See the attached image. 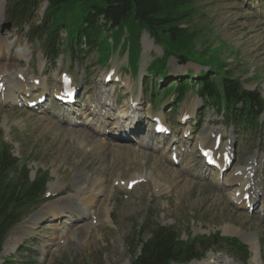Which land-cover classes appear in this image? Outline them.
<instances>
[{
  "label": "rangeland",
  "instance_id": "rangeland-1",
  "mask_svg": "<svg viewBox=\"0 0 264 264\" xmlns=\"http://www.w3.org/2000/svg\"><path fill=\"white\" fill-rule=\"evenodd\" d=\"M7 1L0 0L4 6L0 38L6 40L5 58L0 63L11 76L22 71L31 82L27 90L15 92V103L0 102V146L9 143L14 155L28 163L31 177L38 170H44L50 179L44 202L9 232L4 245L12 242L16 243V248L2 255L3 245L0 264L10 257L15 263L25 258L29 264H132L133 251L140 253L142 241L151 236L155 224L174 228L184 240L202 234L234 235L253 251L247 264H264V198L262 196L253 208H241L244 203L235 201L233 196L239 184H225V178L240 171L237 168H242L252 156L262 157L263 166L255 174L252 171L250 177L264 182V137L258 133L237 132L223 121L212 105H205L194 90L179 102L174 99L176 91L171 87L176 86V81L190 70L200 74L206 67L193 62L194 58L186 61L174 53L168 60L169 76L161 81L164 70L158 65L149 66L163 55V47L143 31L139 37L142 49L138 70L132 73L127 50L124 54L119 50L124 38L127 45L134 48L138 33L126 30L122 36H111L118 47L106 65L98 61L96 48L82 53L76 63L63 50L56 63H51L42 49L31 44L25 33L14 26L1 34L2 24L7 20ZM193 2L194 16L185 26L196 31L195 48L198 51L217 48L231 74L240 78L244 87L258 90L264 97V0ZM44 7L45 2L39 9L38 19L42 18ZM146 34L154 42L149 46L145 44ZM61 36L66 38V32L62 31ZM83 48L88 50V46ZM113 69L115 76L103 82L104 74ZM63 74L83 82L77 87L79 101L69 108L50 102ZM38 78L46 80L45 90L34 88L33 79ZM196 78L195 75L193 82ZM41 91L45 95L43 102L30 108L28 103ZM102 94L111 99L112 107H104L105 104L99 102ZM134 98L140 100L137 105L140 113L132 129L127 127L114 135L102 130L119 122L118 111L124 110ZM195 101L198 103L193 108ZM94 110L101 116L107 112L117 117L94 120L89 114ZM190 110H193L191 115L182 119ZM150 111L162 114L171 131L164 133L166 139L162 143L156 144V136L152 146H147L142 134L153 125H150L151 114L147 113ZM261 121L264 127V114ZM209 128H223V134L218 136L223 145L232 140L234 160L225 170L206 167L200 156L199 136H204ZM81 131L90 137L84 140L78 134ZM92 140L107 144L93 145ZM118 142L122 144H115ZM171 152L178 155V162L172 160ZM83 172L90 178L97 177V183H101L94 186L101 205L89 211L90 216L94 213V218L86 219L92 221L95 228L89 231L83 229V222L72 224L67 211L56 221L50 215L45 219L39 217L48 206H61L64 198H73L79 203L75 183ZM204 172L209 174L201 176ZM135 176L141 177L134 179ZM56 185H61L62 191L52 190ZM29 219L37 223L34 233L22 236V224ZM225 229L235 234H225ZM45 236L55 239L45 244ZM245 237L250 242L243 239ZM24 246L32 256L27 255L29 252L23 250ZM213 258L217 259L216 263L211 262ZM220 260V264H240L220 245H211L205 258L187 264H218Z\"/></svg>",
  "mask_w": 264,
  "mask_h": 264
},
{
  "label": "trees",
  "instance_id": "trees-1",
  "mask_svg": "<svg viewBox=\"0 0 264 264\" xmlns=\"http://www.w3.org/2000/svg\"><path fill=\"white\" fill-rule=\"evenodd\" d=\"M43 2H47V8L38 22L37 14ZM193 16V0H9L6 9L7 19L24 31L30 41H36L53 61L61 52L62 30L67 32V50L74 60L80 57L81 47L86 45L89 51L96 48L101 64H105L118 47L111 36H122L126 30L138 33L134 48L127 45L126 38L121 47L123 53L128 51L131 70L137 72L141 51L139 37L146 30L164 49L163 55L149 67L158 65L164 70V77L168 75L167 62L174 53L177 58H194L209 67V73H201L199 81L193 85L189 81L193 72L183 77L176 87L178 101L189 90L197 88L204 102L216 108L225 122L244 133L258 131L264 99L260 92L245 89L240 78L231 75L217 48L196 50V31L185 26ZM30 171L26 161L20 162L12 154L10 145L4 143L0 147V252L11 229L43 201L49 175L38 170L32 179ZM150 234L142 241L140 253L133 251L132 264L188 263L202 258L210 244L219 243L243 263L250 257L248 247L235 237L213 234L183 240L174 228L160 224H155ZM14 261L10 257L4 264H29L25 258L19 263Z\"/></svg>",
  "mask_w": 264,
  "mask_h": 264
},
{
  "label": "bare ground",
  "instance_id": "bare-ground-1",
  "mask_svg": "<svg viewBox=\"0 0 264 264\" xmlns=\"http://www.w3.org/2000/svg\"><path fill=\"white\" fill-rule=\"evenodd\" d=\"M5 1L6 0H4V3H6ZM3 7L4 6H2V4H0V21L2 20V17L4 15L3 14ZM5 42H6V40L4 38H0V61L3 60V58H5V53L3 51V47H4ZM153 43L154 42L152 40H150L148 34H146V36H145V44H146V46H149V45H151ZM7 70L8 69L3 67V64L0 63V102L6 103V102H9V101H12V103H15V102H13V101L16 100L15 92H19V91H22V90H27L31 81L28 79L26 74L24 72H22V71H20L19 73H17V75L15 77H13V76H11L9 71L7 72ZM107 74H108V72L104 74L103 82H105ZM18 75H25V76H23V79H21V78H19ZM65 80L68 83L72 84V80L70 78H67ZM39 82H40V84H38V85L33 84L34 88H40V89L44 90L46 88V80L43 78V79H40ZM82 83L83 82L77 81V80H74V82H73L74 86H77V87L81 86ZM111 86H113V85H111ZM126 86H127L128 89H131V85H130L129 82H126ZM56 89L57 90H56L55 93H59L60 92V88L57 87ZM42 94L43 93H38L33 98L37 99V98L41 97ZM99 100H100L99 101L100 103L103 102L105 104L104 107H108L109 108V107L113 106V103H112L111 99L108 96H105L104 94L100 95ZM139 103H140L139 98L132 99V103L130 105H127L124 110H119V112H118V116L120 118H122V120L117 122V123H114L111 126H108L107 128L102 127V130H105L106 132H108V134L110 133V134L114 135V134H116L117 132H119V131H121L123 129H127V127L129 129H132V125L134 123L135 117L140 113V108L137 106ZM197 103L198 102H196V101L194 102L193 108L197 106ZM192 111L193 110H190L189 112L187 111L186 113H184L181 116V118H183V117H185L187 115H191ZM147 113L151 114V111L147 112ZM89 114L91 116H93L94 120L101 119V117L104 118V116L108 117V114L107 115L103 114V116H101V113H97V112H95V110L90 112ZM157 116H160L163 119H165L162 114H156V113L155 114L152 113L150 115V119H152L153 117H157ZM123 117H125V118H123ZM153 129H154V124L152 125L151 129H149V133H147L146 137H145L146 140H147V142H146L147 146H152L153 139L155 137L154 134H153V131H154ZM185 132H187V130H185ZM223 132H224L223 128H215V129L209 128V130H207V132L204 134V136H199L200 141L198 143H199V146H200V150L201 149H208V148L214 149L215 150V157L218 160L221 159V156L225 155L226 153L231 154L232 145H233L232 144V140L229 141L228 143L224 144V145L221 144V145H218V147L216 146L217 145V137L220 134H223ZM78 134H80L82 137H84L83 138L84 140H87L90 137V135H88L87 133H83V131L78 132ZM83 139H82V141H83ZM92 141H93L92 143H94L93 145L97 144V145H100V146H105L107 144V143L102 142L101 140L100 141L92 140ZM198 143H197V145H198ZM115 144L118 145V144H122V143L118 142V143H115ZM123 149H126L128 151L130 150V149H127V148H123ZM172 154L173 153L171 152L170 155H172ZM223 164H225V161L221 162L222 166H223ZM262 166H263L262 157L258 158L256 156H252L250 160L245 162V164H244V166L242 168L241 167L237 168V170H240V171H237V173L231 175V177H226L225 178V184L226 185L239 184V188L234 189L233 196H234L235 201L240 202V203H244V205H241V208L244 207V206H247L248 203L250 205L254 206L260 200V198H262V196L264 198V192H262V189H263V186H264V182L261 181V180H258V179L255 180V178H252L254 180H251V177L249 176L250 173H252V171L254 173H256L259 169H261ZM189 168H190V166H189ZM187 170L188 169H186V171ZM148 172H150V171H148ZM83 173H80L79 179L77 180L76 183L74 182L76 184V188H77L76 189V195H77L76 198L79 200V203H77V201L74 200L73 198L72 199H67V198L65 199L64 198V202H62L61 206H48L40 214L39 217L45 219V218H48V215H50L56 221V219L59 216L63 215L67 211L69 214H67L66 216H68L70 218V220H71L70 222L72 224L77 225L78 222H80V223L83 222L84 223L83 229H88L89 231L92 230L93 228H95L94 223L92 221H86V219L88 217L89 218L90 217L94 218V213H93V215L90 216L89 211L92 208H94L95 206L97 207V206L101 205V203H99L100 201H97V194L94 191V186L95 185H97V187L101 186V183L100 182L97 183V181H98L97 177L90 178V176H87L86 173H84V174ZM206 174H209V173H207V172L200 173L201 176H205ZM140 177L141 176H135L134 179L140 178ZM155 181H156V179H155ZM83 182H85V183H83ZM60 186L59 185L53 186L52 190H54L56 192L62 191L60 189L61 188ZM256 187H258L259 190L256 189ZM92 190H93V192H92ZM237 193H239V194L237 195ZM244 196H246L248 200L243 201ZM94 212H95V210H94ZM96 213H95V215H96ZM36 225H37V223H32L30 219L27 222L23 223L22 224V227H23L22 236H25L26 234L34 233ZM61 233H63V232L61 231ZM224 233L225 234L226 233L235 234V231L225 229ZM66 235H67V231L65 230L63 237L65 238ZM51 237H52L51 239H48L50 237H46L45 236L44 237V239H45L44 243L45 244H51V241H53L55 239V237H53V236H51ZM243 239H245L246 241L250 242L249 241L250 239L247 238V237H245ZM16 242H18V241H16ZM54 244H56V243H54ZM15 245H16V243L12 244V242L11 243L6 242L5 245H4V249H3L1 254L2 255H8V254L12 253L15 250V248H16ZM211 262L216 263L217 259L213 258V259H211ZM220 263H221V260H220V262L218 264H220Z\"/></svg>",
  "mask_w": 264,
  "mask_h": 264
},
{
  "label": "water",
  "instance_id": "water-1",
  "mask_svg": "<svg viewBox=\"0 0 264 264\" xmlns=\"http://www.w3.org/2000/svg\"><path fill=\"white\" fill-rule=\"evenodd\" d=\"M6 28H7V29H10V28H11V23H10V22H7V23H4V24H3L2 32H3Z\"/></svg>",
  "mask_w": 264,
  "mask_h": 264
}]
</instances>
